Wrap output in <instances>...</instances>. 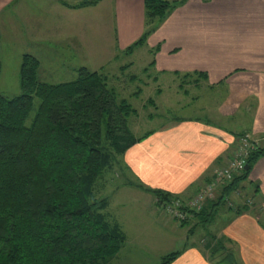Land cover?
<instances>
[{"label": "trees", "instance_id": "1", "mask_svg": "<svg viewBox=\"0 0 264 264\" xmlns=\"http://www.w3.org/2000/svg\"><path fill=\"white\" fill-rule=\"evenodd\" d=\"M185 2L143 0L146 30L122 53L131 56L157 25ZM96 3L83 2L73 9ZM38 69L34 56L22 55L21 94L13 98L0 95V264H109L125 236L120 226L109 220L108 199L96 195L95 185L104 182V173L114 167L121 169V165L126 171L116 157L150 132L140 138L132 134L128 121L136 111L118 98L106 76L82 67L75 80L48 84L39 81ZM190 77L194 81L207 79L205 73L183 74L181 79ZM140 93L137 89L133 95ZM34 99L39 104L28 123ZM147 104L155 106L152 99ZM262 157L264 144L249 150L245 159L248 170L233 176L215 200L206 202L199 212H189L188 219L207 230L226 197L248 179ZM129 185L150 194L157 208L180 200L139 183ZM214 240L210 237L207 252L215 255L223 251L230 262L225 243ZM179 253L165 255L158 264H170Z\"/></svg>", "mask_w": 264, "mask_h": 264}, {"label": "crops", "instance_id": "2", "mask_svg": "<svg viewBox=\"0 0 264 264\" xmlns=\"http://www.w3.org/2000/svg\"><path fill=\"white\" fill-rule=\"evenodd\" d=\"M15 2L0 0V15ZM61 5L65 12L74 11ZM114 13L120 53L146 30L143 0H114ZM142 47L151 56L156 78L205 73L208 91L225 89L224 100L216 109L218 116L241 114L242 118L234 130L209 120L164 122L124 153L121 163L127 178L120 187L149 196L145 209L162 214L166 225L183 232L182 246L175 250L180 253L170 264H264V157L255 163L248 179L226 197L231 207L224 203L205 231L195 226V220L182 226L167 218L150 194L129 185L139 183L185 202L210 183L214 169L234 151L240 135L264 144V0H186L137 49ZM244 118L246 127L240 124ZM248 186L250 192H246ZM218 196L219 189L215 198ZM106 214L120 226L127 242L121 224ZM210 237L214 243H225L230 262L223 251L207 252Z\"/></svg>", "mask_w": 264, "mask_h": 264}, {"label": "rangeland", "instance_id": "3", "mask_svg": "<svg viewBox=\"0 0 264 264\" xmlns=\"http://www.w3.org/2000/svg\"><path fill=\"white\" fill-rule=\"evenodd\" d=\"M94 1H98L95 6L70 13L61 7V3L74 7ZM24 54L38 60V79L43 83L73 81L82 67L106 76L108 86L116 91L118 98L135 109L136 115L128 124L137 138L172 120H209L234 130V124L242 118L241 114L229 118L218 116L216 109L225 97L223 87L210 92L202 79L194 81L190 77L184 81L182 74L174 79L156 78L153 69L144 72L151 59L146 47L136 49L131 56L118 53L114 0H16L0 15V95L6 98L21 94L19 71ZM128 64L131 65L122 72L120 68ZM131 76L136 79L131 81ZM137 89L141 93L135 96ZM149 99L154 101V107L147 104ZM38 104L39 100L34 99L28 123ZM240 124L246 127L247 118ZM122 157H116L118 163ZM120 168L106 171L104 182L95 185L99 192L96 195L108 199L106 212L111 220L121 224L127 235V242L109 264H158L161 257L181 248L179 240L183 232L166 225L162 214H150L145 209L149 196L120 187L127 178L121 165ZM250 190L248 186L246 192ZM228 202L226 205L231 207Z\"/></svg>", "mask_w": 264, "mask_h": 264}, {"label": "built area", "instance_id": "4", "mask_svg": "<svg viewBox=\"0 0 264 264\" xmlns=\"http://www.w3.org/2000/svg\"><path fill=\"white\" fill-rule=\"evenodd\" d=\"M258 146L255 141L243 135L237 139L235 151L223 159L222 166L215 168L210 183L196 193L188 201L175 200L167 206H161L163 213L171 220L180 223L189 218V212H199L204 204L216 199V192L230 182L233 176L238 175L245 167V159L249 150ZM229 206H231L228 203Z\"/></svg>", "mask_w": 264, "mask_h": 264}, {"label": "water", "instance_id": "5", "mask_svg": "<svg viewBox=\"0 0 264 264\" xmlns=\"http://www.w3.org/2000/svg\"><path fill=\"white\" fill-rule=\"evenodd\" d=\"M244 169H245V170H248V166H245Z\"/></svg>", "mask_w": 264, "mask_h": 264}]
</instances>
